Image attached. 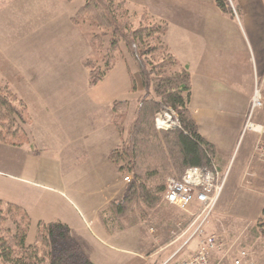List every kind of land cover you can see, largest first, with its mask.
<instances>
[{
	"label": "crops",
	"instance_id": "1",
	"mask_svg": "<svg viewBox=\"0 0 264 264\" xmlns=\"http://www.w3.org/2000/svg\"><path fill=\"white\" fill-rule=\"evenodd\" d=\"M146 1L151 14H143L164 24L162 42L177 70H186L190 76V115L202 138L214 148V166L227 172V177L234 169L239 180L253 167L251 153L258 136L253 131L242 134V126L256 80L264 72V0H233L232 15L221 12L214 0ZM91 49L94 51L92 44ZM118 60L119 57L102 79L112 74ZM118 72L120 76L110 81L102 97L86 96L74 101L73 94H69L61 100L58 89L40 95L38 99L45 111L38 117L31 114L28 101L20 98L26 108L22 131L26 139L32 140V147L40 148V152L43 148L49 152L58 149L67 155L52 154L44 161L33 148V159L27 166L24 161H17L15 167L11 166L16 175L6 174L19 183L48 192L16 204L31 222L35 221V231L38 223L63 224L92 264L96 263L91 245L122 251L112 239L121 240V232L126 231L109 209L111 202L122 198L125 189L116 167L107 160L108 154L121 144V136L112 124V105L126 101L118 98L131 89L130 71ZM132 76L135 78V73ZM65 86L59 89L71 91L72 86ZM135 108L136 101L132 109L128 103L126 126ZM254 122L264 123V110L255 113ZM31 142L23 141L15 147L31 148ZM36 156L43 162H36ZM4 165L9 166L8 159ZM169 207L173 206L163 205V216H168ZM95 223L98 233L90 231ZM82 226L90 236L87 240L83 239ZM103 233H110L111 238Z\"/></svg>",
	"mask_w": 264,
	"mask_h": 264
},
{
	"label": "rangeland",
	"instance_id": "2",
	"mask_svg": "<svg viewBox=\"0 0 264 264\" xmlns=\"http://www.w3.org/2000/svg\"><path fill=\"white\" fill-rule=\"evenodd\" d=\"M125 1L132 29L150 21L160 23L147 16L151 14V6L146 0ZM84 3L85 0H0V91L6 88L19 100L21 98L28 101L32 115L37 117L42 115L45 108L38 98L40 95L50 93L53 89H58L56 93L61 100L69 94H73L71 96L74 101L84 99L86 96L92 99L102 97L110 81L120 76L118 70H124L126 74L127 70L132 75L135 73V78L130 75L131 89H126L118 99L126 100L132 109L133 103L137 101L136 98L142 95V77L122 42L119 45L120 54L117 67L112 74L95 84L90 83V68H87L85 63L87 61L96 63L102 72L105 63H110L114 58L110 60L111 57L105 52L94 49L95 52L92 51L91 39L99 32L97 27L88 25V21L82 22L83 18L78 19L79 21L74 20L77 11ZM143 13L148 14L145 15L146 17L143 16L144 21L142 22ZM101 42L103 49L106 50L109 38L106 37ZM104 54L107 56L104 57ZM131 80L134 82V87H132ZM64 85L65 87L72 86L71 91L59 89V86ZM15 105L17 111L20 112V106L17 103ZM163 108L168 107L160 104L155 116ZM248 111L249 106L242 126V134L247 131L258 134L251 153L253 167L246 171L239 180L234 176V169L229 177H227V172L222 173L217 169L221 175H225L224 189L221 191V196L219 195L220 199L218 197L211 212L204 220L205 214L197 220L199 210L195 204L185 212L169 207L167 217L162 215V208L157 214H149L145 220L135 214L129 215L118 221L120 227L126 230L124 233L121 232V240L115 237L118 241L116 242L114 238L112 239L113 245L119 244L122 251H115L105 246L97 248V245H91L94 248L92 252L95 255L94 259L92 256L94 263L176 264L187 260L194 255L196 250L198 238L196 235L192 236V233L197 224L201 222L203 233L218 236L223 245L221 249H215L210 254L209 264H232L233 260L241 254L248 256V260L253 264H264V238L257 227L262 209H264V160L257 153L258 146L264 148V123L256 125L255 113L248 120ZM128 113L127 110L126 118H129ZM174 114L177 116L175 112ZM12 127L16 132H18L17 129L21 131L16 134L17 136L9 139L10 145L0 143V200L4 203L3 215H6L7 219L23 224L20 222V214L10 211L7 204L16 205L26 198H39L48 192L19 183L12 176H6V174L16 175V171L11 166L15 167L17 161L19 163L24 161L27 166L33 159L30 156V151L34 148L32 140L26 139L19 121ZM23 141L26 144L30 141L31 148L29 146L15 147L17 142L20 144ZM33 150L35 154L41 155L44 161L52 158V154L60 157L67 155L66 152L64 154L58 152V149L53 152L46 151L44 148L41 150L49 152V155L40 152V148ZM37 157H35L36 162H43L36 160ZM6 159H8V167L4 165ZM125 176L126 174L120 175L124 184L122 187L126 189L129 182L124 183L123 177ZM127 176L130 177L129 174ZM34 222L32 219L29 226L28 244H34L36 241L37 232ZM7 225H9L8 220L4 226ZM81 229L84 231L83 239L90 238L83 226ZM92 229L90 231L98 233L96 223ZM103 234L111 238L110 233H108L109 236ZM70 238L80 247L71 235ZM109 241L107 240L110 244Z\"/></svg>",
	"mask_w": 264,
	"mask_h": 264
},
{
	"label": "trees",
	"instance_id": "3",
	"mask_svg": "<svg viewBox=\"0 0 264 264\" xmlns=\"http://www.w3.org/2000/svg\"><path fill=\"white\" fill-rule=\"evenodd\" d=\"M214 3L221 12L232 15L228 0H214ZM143 16L146 17L145 14L141 15L142 22ZM82 18V22L88 21V25L99 29L91 39L93 49L105 52L111 57L110 60L114 58L110 63L105 61L102 72L96 63H85L90 68L91 84L100 81L114 65L120 54L121 42L142 77V95L136 101L135 111L127 126L128 102L118 101L112 105V124L121 136V144L108 154L107 160L120 175H130L122 198L109 204L110 211L117 221L134 214L145 220L149 214L159 213L162 205L167 204L162 199L167 178L179 179L187 168L192 167L211 170L215 151L202 138L190 115V76L186 70H177L174 58L162 42L164 24L150 21L132 29L129 22L131 18L123 0H85L74 20ZM106 37L109 42L104 50L101 40ZM131 83L134 87L133 80ZM1 90L0 143L10 145L9 139L21 131L17 129L16 132L12 126L18 121L21 125L26 123V108L10 90ZM15 103L20 106V112ZM160 104L177 114L179 129L155 128L154 116ZM3 205L0 201L1 264H92L81 248L72 242L68 228L59 222L38 223L36 241L28 244V215L20 207L7 204L10 211L20 214V222L23 224L7 219L2 213ZM7 220L9 225L4 226ZM257 227L264 238V209Z\"/></svg>",
	"mask_w": 264,
	"mask_h": 264
},
{
	"label": "built area",
	"instance_id": "4",
	"mask_svg": "<svg viewBox=\"0 0 264 264\" xmlns=\"http://www.w3.org/2000/svg\"><path fill=\"white\" fill-rule=\"evenodd\" d=\"M258 110H264V72L256 80L249 103L248 120ZM154 123L157 130L180 128L177 116L169 108H163L155 116ZM257 153L264 160V148L258 146ZM123 181L128 183L130 177L125 176ZM224 182L225 175H221L214 165L211 170L202 167L187 168L179 179H167L163 198L166 203L184 212L195 204L199 210L197 220L205 214L204 220L221 194ZM194 235L198 238L195 254L176 264H209L210 254L223 246L218 236L203 233L201 222L195 227L192 236ZM232 264H253V262L248 260V256L241 254L233 260Z\"/></svg>",
	"mask_w": 264,
	"mask_h": 264
}]
</instances>
